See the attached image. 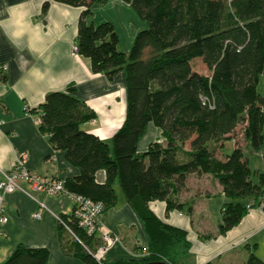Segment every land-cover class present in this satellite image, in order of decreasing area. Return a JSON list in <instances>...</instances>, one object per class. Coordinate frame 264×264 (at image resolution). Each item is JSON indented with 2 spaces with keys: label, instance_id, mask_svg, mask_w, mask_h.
Wrapping results in <instances>:
<instances>
[{
  "label": "trees",
  "instance_id": "obj_1",
  "mask_svg": "<svg viewBox=\"0 0 264 264\" xmlns=\"http://www.w3.org/2000/svg\"><path fill=\"white\" fill-rule=\"evenodd\" d=\"M52 1L83 8L76 51L89 59L92 72L107 78L124 72L125 116L110 142L81 128L95 112L73 94L72 86L47 92L37 116L51 146L63 150L78 169L77 175L64 179L70 192L101 201L105 209L116 202L117 181L137 214L147 238V255L112 264L182 263L190 248L186 232L160 220L148 203L161 200L167 211L181 209L183 204L172 195L184 186L188 173L209 174L222 186L226 202L220 234L235 226L248 208L264 205V174L250 169L231 135L241 122L245 144L252 150L261 148L264 97L256 91V83L264 75V0H122L147 23L136 33L128 53L118 49L111 21H87L93 4L106 0ZM49 4L42 3L43 14ZM195 59L209 74L192 67ZM149 122L161 129L165 141H151L139 151L138 141ZM226 140L233 147L219 158L217 152ZM186 141L190 150L181 161L178 152ZM260 159L264 167V152ZM98 170L105 171L103 183L96 181ZM59 216L82 243L93 248L96 239L78 226L71 212ZM61 222L63 249L69 235L78 244L75 256L99 264ZM47 259L45 247L19 244L1 264H46ZM101 263L110 264L105 259ZM243 264H264V258L249 252Z\"/></svg>",
  "mask_w": 264,
  "mask_h": 264
},
{
  "label": "crops",
  "instance_id": "obj_2",
  "mask_svg": "<svg viewBox=\"0 0 264 264\" xmlns=\"http://www.w3.org/2000/svg\"><path fill=\"white\" fill-rule=\"evenodd\" d=\"M44 1L0 0V77H4L0 80V119L3 120L0 124V180L2 172L12 169L14 158L20 152L27 155V168L42 178L66 179L78 174L65 152L54 149L47 133L37 124L39 104L47 92L65 91L72 86L73 94L95 112L93 118L81 123V128L108 142L125 116L124 72L119 71L112 78L94 73L89 59L75 50L77 21L83 8L48 0L49 7L43 14ZM87 21L94 24L111 21L118 35L117 47L125 53L136 33L147 26L122 0L93 4ZM25 105L29 106V112ZM154 140L164 142L165 138L161 129L149 122L137 149L144 151ZM189 150L186 141L178 158L186 160ZM222 155L220 149L217 156ZM252 170L264 174L262 163ZM95 178L103 183L105 171L98 170ZM20 185L31 195L14 190L4 196V213L8 220L0 223V264L19 244L27 248L45 247L48 250L46 264H91L74 255L78 244L71 236H65L66 249L62 247L56 215H68L72 201L63 195L34 190L26 182ZM113 186L116 202L100 216L101 223L120 239L105 254L110 264L119 259L140 258L144 252L141 249L147 246L137 214L117 181ZM172 198L183 207L167 211L166 203L161 200L150 201L148 207L164 223L186 232L190 248L181 264H243L249 252L263 259L264 207L248 208L235 226L220 234L218 226L226 197L220 183L211 175L188 173L184 186ZM212 199L217 206L220 204L218 213L210 207ZM39 202L46 209L36 219L33 214Z\"/></svg>",
  "mask_w": 264,
  "mask_h": 264
},
{
  "label": "built area",
  "instance_id": "obj_3",
  "mask_svg": "<svg viewBox=\"0 0 264 264\" xmlns=\"http://www.w3.org/2000/svg\"><path fill=\"white\" fill-rule=\"evenodd\" d=\"M76 50V47H75ZM25 110L29 112V106L25 105ZM39 118H36L38 121ZM3 122L0 119V124ZM27 155L25 152L18 153L13 161L12 169L9 171L2 172V179L0 180V223H5L8 218L4 213V196L5 194L11 193L14 190H21L27 195H31L26 189L20 184L26 182L34 190L43 191L49 195H63L72 201L73 207L71 213L77 224L82 228L85 233L89 236H93L96 239V244L93 248L87 247L82 243L73 233L68 225L61 222L60 216L56 215L57 221L61 222L64 228L70 232L76 240L82 243L85 250L93 255L99 264L105 259L107 250L115 243L120 242V239L115 235L112 230L103 225L100 221V216L104 211V204L101 201H93L82 195L70 192L64 186V179L51 178L46 179L40 177L38 174L30 171L26 166ZM259 208H263L259 204ZM46 209L43 203L39 202V208L33 214V218L39 219L42 210ZM141 257L147 255L145 249Z\"/></svg>",
  "mask_w": 264,
  "mask_h": 264
},
{
  "label": "rangeland",
  "instance_id": "obj_4",
  "mask_svg": "<svg viewBox=\"0 0 264 264\" xmlns=\"http://www.w3.org/2000/svg\"><path fill=\"white\" fill-rule=\"evenodd\" d=\"M130 48H131V46H130ZM130 48H129V50H130ZM129 50H128V52H129ZM192 67L201 73L209 74V71L201 63L200 59L193 60L192 61ZM256 91L259 93L260 96L264 97V75L258 76L257 83H256ZM241 129H242V123L238 122L235 125L234 129L232 130L231 135H233V137L235 138V141L241 147L242 152L244 154V157H246L247 160L249 161V165H250L251 169L256 168L257 166H260V164H261L260 163V154L262 152H264V120L262 123V129H261L263 140H262L261 148L259 150H252L249 146H247V144H246V147H244V142H243L244 140L241 136ZM232 147H233V142L231 140H226L224 146L222 147V153L228 154L231 151ZM254 179H255V177H252V180H254ZM215 198L218 199V197H215ZM219 205L217 206L216 200L212 199L210 207H211L213 212H216V213L219 212ZM262 206H264V205H262ZM258 208H259V206H258ZM261 258H264V256H261Z\"/></svg>",
  "mask_w": 264,
  "mask_h": 264
},
{
  "label": "water",
  "instance_id": "obj_5",
  "mask_svg": "<svg viewBox=\"0 0 264 264\" xmlns=\"http://www.w3.org/2000/svg\"><path fill=\"white\" fill-rule=\"evenodd\" d=\"M142 264H166V262H164V261H152V262H145Z\"/></svg>",
  "mask_w": 264,
  "mask_h": 264
}]
</instances>
